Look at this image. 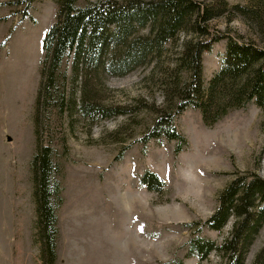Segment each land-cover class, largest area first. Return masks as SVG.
<instances>
[{"label":"rangeland","instance_id":"1","mask_svg":"<svg viewBox=\"0 0 264 264\" xmlns=\"http://www.w3.org/2000/svg\"><path fill=\"white\" fill-rule=\"evenodd\" d=\"M196 1L212 15L210 30L264 47V0ZM57 13L55 0H0V264H43L31 168L37 143L58 148L63 166L55 264H220L216 251L200 257L188 241L234 177L264 178V112L253 102L232 109L237 87L221 83L205 97L206 119L195 108L176 117L185 138L179 149L155 128L173 111L177 81L187 78L175 65L185 31L125 74L80 71L76 104L62 114L36 109L42 40ZM225 44L202 54L206 84L221 67ZM91 97L103 113L95 119L81 111ZM145 170L164 182L160 189L140 183ZM233 219L205 236L220 244ZM188 222L197 225L188 229ZM248 243L244 264H264V221Z\"/></svg>","mask_w":264,"mask_h":264},{"label":"trees","instance_id":"2","mask_svg":"<svg viewBox=\"0 0 264 264\" xmlns=\"http://www.w3.org/2000/svg\"><path fill=\"white\" fill-rule=\"evenodd\" d=\"M55 3L57 21L42 40L36 109L43 105L62 114L66 107L76 104L73 94L80 71L125 74L147 64L154 56H160L167 45L185 31L189 34L180 44L175 65L187 78L177 81L172 91L173 111L162 114L155 128H163V134L174 139L179 149L185 138L176 126V117L185 108H195L206 119L205 97L213 94L221 83L225 87H237L229 98L232 109L242 102V106L253 102L264 112V47L210 30L207 20L212 15L196 0H85L81 3L79 0H55ZM140 29L147 32L139 33ZM205 34L208 38L203 39ZM221 39H226L221 67L206 84L202 54ZM84 91L83 88V95ZM85 100L81 104L84 115L93 119L96 113L103 115L93 97ZM57 151L52 145L37 143L31 161L36 228L43 264H55L57 260V210L63 189V166L55 160ZM140 183L148 189H160L164 184L150 170L142 173ZM217 199L214 212L200 222L198 229L192 228L197 222L183 225L193 229V237L188 241L190 250L204 258L216 251L222 258L220 264H244L249 235L264 221V178L255 174L234 177ZM231 217L234 219L229 236L215 245L205 236V230L220 231ZM178 264L184 263L178 261Z\"/></svg>","mask_w":264,"mask_h":264}]
</instances>
